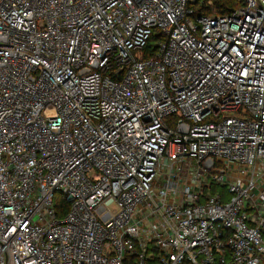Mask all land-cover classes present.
I'll return each instance as SVG.
<instances>
[{"label":"built area","instance_id":"obj_1","mask_svg":"<svg viewBox=\"0 0 264 264\" xmlns=\"http://www.w3.org/2000/svg\"><path fill=\"white\" fill-rule=\"evenodd\" d=\"M239 1L0 0V264H264V0Z\"/></svg>","mask_w":264,"mask_h":264},{"label":"trees","instance_id":"obj_2","mask_svg":"<svg viewBox=\"0 0 264 264\" xmlns=\"http://www.w3.org/2000/svg\"><path fill=\"white\" fill-rule=\"evenodd\" d=\"M191 7L196 9L197 15H218L223 16L228 14L232 9L240 5L239 0H192ZM163 39L159 34H152L149 42L144 49L147 54L154 51L156 43ZM151 48V49H150ZM63 207L61 209H66L67 204L62 203Z\"/></svg>","mask_w":264,"mask_h":264}]
</instances>
